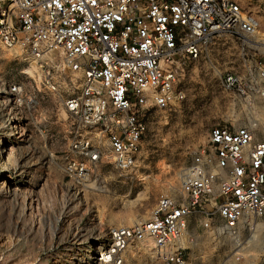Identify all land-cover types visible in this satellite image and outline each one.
I'll return each mask as SVG.
<instances>
[{"label": "built area", "instance_id": "1", "mask_svg": "<svg viewBox=\"0 0 264 264\" xmlns=\"http://www.w3.org/2000/svg\"><path fill=\"white\" fill-rule=\"evenodd\" d=\"M252 2L2 0L0 44L34 62L38 84L62 98L73 134L64 172L85 186L103 161L121 172L138 166L147 114L181 105L188 64L206 60L223 35L254 40ZM258 54L255 80L232 71L218 78L239 97L255 90L264 107V42ZM8 90L16 100L22 95L19 82ZM257 221L264 223V131L215 125L146 219L109 229L100 260L126 264L151 242L159 264H192L191 225L223 238Z\"/></svg>", "mask_w": 264, "mask_h": 264}, {"label": "rangeland", "instance_id": "2", "mask_svg": "<svg viewBox=\"0 0 264 264\" xmlns=\"http://www.w3.org/2000/svg\"><path fill=\"white\" fill-rule=\"evenodd\" d=\"M252 3L264 33V2ZM252 44L223 35L206 60L188 64L181 105L147 114L138 166L121 172L103 161L85 186L64 172L73 134L62 98L38 84L34 62L0 44V264H103L100 249L109 229L146 219L157 198L175 190L212 126L246 125L261 137L264 128L252 126L264 120L258 93L239 97L223 91L218 78L232 71L255 80L259 54ZM12 82L22 88L17 100L8 90ZM188 233L192 264H264L260 221L231 237L214 238L195 225ZM151 249L148 243L147 254H134L126 264H159Z\"/></svg>", "mask_w": 264, "mask_h": 264}, {"label": "bare ground", "instance_id": "3", "mask_svg": "<svg viewBox=\"0 0 264 264\" xmlns=\"http://www.w3.org/2000/svg\"><path fill=\"white\" fill-rule=\"evenodd\" d=\"M259 25H260V21H259ZM259 30V27L257 28V30H256V32H255V34H254V40L253 41H248V44H251V43H253V44H255V45H253L252 44V46H257V47H259V43H262V42H264V37H263V35H264V33H260L261 31H258ZM255 124L254 125H252V126H254V128H259V127H263L264 128V120L261 118V117H258L257 119H255ZM14 151V150H13ZM10 152H12V147L8 150V156H10L9 154H10ZM15 152V151H14ZM12 156V155H11ZM10 156V157H11ZM9 157V158H10ZM149 243H151V242H149ZM152 244V243H151ZM101 250V249H100ZM153 259V258H152Z\"/></svg>", "mask_w": 264, "mask_h": 264}]
</instances>
